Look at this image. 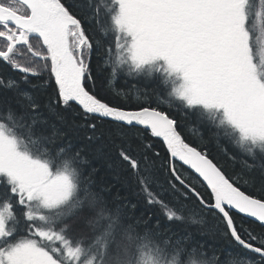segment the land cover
<instances>
[{
  "label": "snow or ice",
  "instance_id": "6c2138e0",
  "mask_svg": "<svg viewBox=\"0 0 264 264\" xmlns=\"http://www.w3.org/2000/svg\"><path fill=\"white\" fill-rule=\"evenodd\" d=\"M0 67V264H264V0H0ZM108 133L151 215L98 183Z\"/></svg>",
  "mask_w": 264,
  "mask_h": 264
},
{
  "label": "trees",
  "instance_id": "16d2710c",
  "mask_svg": "<svg viewBox=\"0 0 264 264\" xmlns=\"http://www.w3.org/2000/svg\"><path fill=\"white\" fill-rule=\"evenodd\" d=\"M8 70L0 67V75H7ZM93 74L96 79V85L98 88L107 89L108 85L105 84L104 78L107 76V72L104 69L102 63V58L97 57L93 61ZM136 89L140 90L141 93L144 91L151 92L154 85L148 81H134ZM118 84V83H117ZM115 85L116 88H120L119 85ZM129 84L124 85L122 88H130ZM44 103H47V97H43ZM44 114L49 118V120L56 125L57 128L61 129L65 133L67 139H73L77 137L73 142L79 143L80 147L83 148L86 143L82 139L84 133L77 132L73 125L81 123L80 118L75 113H64V121H61L59 117L56 116L55 112H49L44 109ZM186 135H188L194 142L203 143L213 154L219 159L222 155V149L228 147L225 144L218 145L215 138L212 135L211 129H198L193 128L191 123L189 128L186 129ZM112 134L108 133L105 141L100 144L90 145L86 151L88 152L89 159L92 160L94 167L98 170L97 180L101 185H107L111 189V193L119 195L121 198L131 201L136 205L135 209L131 211L136 215L142 216L145 214L151 215L156 211L155 207L149 205L145 202L143 194L139 193L136 188L134 180L131 178L118 175L113 167H110L114 163L115 149L109 147L107 138L111 137ZM256 175H259V168L256 170ZM164 177L159 178V182H163ZM188 215H195L197 219L201 217L194 213H187ZM203 224H192L190 221L185 223H174L172 225L173 229L182 233L188 231L190 234L196 236L200 240H206L208 242H219V237L214 235L215 227L213 226V220L209 217L203 218Z\"/></svg>",
  "mask_w": 264,
  "mask_h": 264
},
{
  "label": "bare ground",
  "instance_id": "6f19581e",
  "mask_svg": "<svg viewBox=\"0 0 264 264\" xmlns=\"http://www.w3.org/2000/svg\"><path fill=\"white\" fill-rule=\"evenodd\" d=\"M119 84H120V88H122V87H124V85H126V84H124V83H122V82H118L117 85H119ZM127 84H129L130 86H132V85L135 84V83H134L133 80H129ZM117 89H119V88H117Z\"/></svg>",
  "mask_w": 264,
  "mask_h": 264
}]
</instances>
